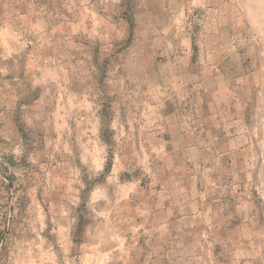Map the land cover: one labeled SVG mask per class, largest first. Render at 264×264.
Masks as SVG:
<instances>
[{"label":"clouds","instance_id":"1","mask_svg":"<svg viewBox=\"0 0 264 264\" xmlns=\"http://www.w3.org/2000/svg\"><path fill=\"white\" fill-rule=\"evenodd\" d=\"M0 264H264V0H0Z\"/></svg>","mask_w":264,"mask_h":264}]
</instances>
